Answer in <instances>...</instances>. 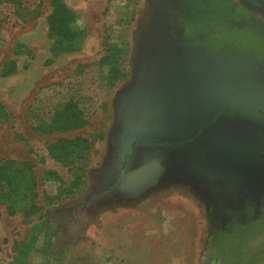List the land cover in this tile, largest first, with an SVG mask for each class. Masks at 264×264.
<instances>
[{"label":"rangeland","instance_id":"374dc122","mask_svg":"<svg viewBox=\"0 0 264 264\" xmlns=\"http://www.w3.org/2000/svg\"><path fill=\"white\" fill-rule=\"evenodd\" d=\"M64 1L78 50L52 49V0H0V160L32 166L38 206L0 204V264H264L263 72L183 48L220 1ZM224 2L264 24V0Z\"/></svg>","mask_w":264,"mask_h":264},{"label":"trees","instance_id":"16d2710c","mask_svg":"<svg viewBox=\"0 0 264 264\" xmlns=\"http://www.w3.org/2000/svg\"><path fill=\"white\" fill-rule=\"evenodd\" d=\"M52 11L48 16V25L50 38L52 40V49H60L73 51L81 48L86 37L84 29L77 23L76 12L65 3L64 0H52ZM5 70L3 75H8L17 69L16 60H10L4 64ZM73 104L67 105V115L63 120L59 119L60 113L56 119L62 124H56L57 120H53L55 128H70L78 126L80 120L76 114H73ZM4 104L0 102V113L4 112ZM65 121V122H64ZM54 127V126H53ZM141 144H156V142H134ZM165 143V142H159ZM128 155V154H127ZM31 167L27 162H21L13 158L0 160V204L6 206L10 215L16 214L18 211H24L31 200V195H35L34 188L36 180L31 173ZM25 204L22 206L21 203ZM21 205V206H20ZM38 206L31 203L25 210V214L33 211Z\"/></svg>","mask_w":264,"mask_h":264},{"label":"crops","instance_id":"0c3cea01","mask_svg":"<svg viewBox=\"0 0 264 264\" xmlns=\"http://www.w3.org/2000/svg\"><path fill=\"white\" fill-rule=\"evenodd\" d=\"M219 1L220 3L217 5L221 6L222 14L208 15L205 16L206 18L200 20L203 29H201L195 37L199 39V44L198 42L197 44H192V42L187 39L193 38V35L189 34V37L188 33H184V40H186L183 47L184 53L198 54L201 57L204 56L201 61L203 67L213 61L217 63L219 58H224L227 61L225 64L227 69L239 71L245 69L246 66V70L261 71L263 73L253 75L255 76V82L261 87H264V24L259 25L254 21H249V16L245 21H236L234 16L223 14V4L225 2L224 0ZM231 1L232 3L238 2V0ZM241 2L247 3L244 6H251L253 8L256 6L255 0H252V2L249 0H241ZM216 3H218V0ZM247 11L249 12L251 10ZM241 24L243 30H240ZM237 25H240L239 28H237ZM187 42L188 45H194L193 48L195 50H192V47L187 46ZM173 44L178 45L175 42H173ZM180 44L181 43H179V45ZM245 50H247L246 54ZM245 56H251L253 59L252 62L247 63V65L241 63V57ZM256 57L261 59L254 62ZM222 67L223 68L221 69L225 68V66Z\"/></svg>","mask_w":264,"mask_h":264}]
</instances>
